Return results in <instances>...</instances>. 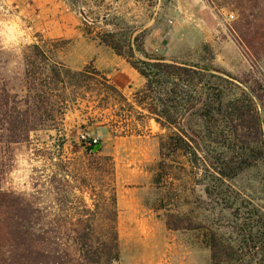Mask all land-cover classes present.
Instances as JSON below:
<instances>
[{
  "label": "trees",
  "instance_id": "1",
  "mask_svg": "<svg viewBox=\"0 0 264 264\" xmlns=\"http://www.w3.org/2000/svg\"><path fill=\"white\" fill-rule=\"evenodd\" d=\"M67 1L74 10L88 7L87 17L103 8L109 12L111 6L107 0ZM235 1V38L252 62H259L264 59V0L250 7L245 0ZM82 26L86 38L123 58L144 85L127 98L96 68L70 69L55 61L47 47L59 41L26 47L16 72H8V61L0 57V264L120 263L114 159L102 147L93 152L99 142L83 145L82 152L71 156L64 152L65 118L81 102L102 110L120 105L121 113L106 118L113 138L141 136L151 121L164 132L153 184L161 191L155 209L166 211L168 230L196 234L209 250L211 264L240 262L245 249L264 263V221H256L260 228L254 238L235 248L212 220L194 216L196 209L233 206L237 193L232 182L264 164L259 112L264 73L255 70L242 80L211 66L169 62L146 51L144 33L99 28L96 20L90 24L83 19ZM40 131L57 133L54 144L37 149L51 174L42 170L36 194L4 189L12 148L29 143ZM178 180L192 187L187 191L202 189L198 199L204 207L193 210L185 201L180 206L189 210L182 211L176 203L185 190L172 188ZM46 191L54 196L53 204L42 202Z\"/></svg>",
  "mask_w": 264,
  "mask_h": 264
},
{
  "label": "rangeland",
  "instance_id": "2",
  "mask_svg": "<svg viewBox=\"0 0 264 264\" xmlns=\"http://www.w3.org/2000/svg\"><path fill=\"white\" fill-rule=\"evenodd\" d=\"M245 1L249 7L257 2ZM107 3L111 4L109 12L103 8L97 15L87 17L88 7L74 10L67 0H0V57L8 61L7 71L21 68L26 47L59 41L47 45L55 61L75 71L86 67L101 71L97 68L98 60L103 67L121 71L124 82L129 83L124 95L131 98L143 87L144 79L111 49L84 36L85 19L90 24L96 20L99 28L131 31L134 36L144 33L146 51L169 62L211 66L242 80L255 70L264 73V59L253 63L235 38L234 28L239 20L235 0H107ZM140 84L143 85L137 89ZM88 106L81 102L67 114L64 152L66 156L80 153L83 145H88L83 137L94 138L102 145V152L114 159L119 264H211L210 252L196 234L168 230L166 211L155 209L161 191L153 184V177L159 161V135L164 132L151 121L141 129V136L113 138L106 118L121 113L120 105H109L103 110ZM259 112L264 128L263 106ZM101 114L104 120L100 119ZM56 139L55 131H40L32 134L29 143L14 146L10 156L12 168L2 184L4 189L36 194L42 170L51 174L43 167L37 149L43 143L54 144ZM232 186L237 193L235 204L230 208L208 207L211 211L196 209L201 206L200 187H195V192L187 191L185 187H192L178 180L172 188L185 190L176 204L189 201L191 208L196 209L197 221L212 220L217 232L238 248L259 232L256 221H264V164L241 174ZM53 198L47 191L41 196L47 205L53 204ZM180 207L184 212L188 209ZM251 252L245 249L241 261L233 264H264Z\"/></svg>",
  "mask_w": 264,
  "mask_h": 264
},
{
  "label": "crops",
  "instance_id": "3",
  "mask_svg": "<svg viewBox=\"0 0 264 264\" xmlns=\"http://www.w3.org/2000/svg\"><path fill=\"white\" fill-rule=\"evenodd\" d=\"M97 61L98 60H96V63H98L97 64V68L100 69L103 73H105V75H107V78L110 79V81L113 83V85L115 87H117L120 91L125 93V91L129 88L127 86L129 83L128 82H124V81H126V80L123 79L124 73H122L121 71H113V70L110 69V67L109 68L108 67H103ZM142 85L140 84L137 87V89L140 88Z\"/></svg>",
  "mask_w": 264,
  "mask_h": 264
},
{
  "label": "built area",
  "instance_id": "4",
  "mask_svg": "<svg viewBox=\"0 0 264 264\" xmlns=\"http://www.w3.org/2000/svg\"><path fill=\"white\" fill-rule=\"evenodd\" d=\"M83 139L87 141V144H88V145H90L91 143H92V144H96V143L98 142V140H96V139H94V138H92V139L89 140V139L83 137Z\"/></svg>",
  "mask_w": 264,
  "mask_h": 264
},
{
  "label": "water",
  "instance_id": "5",
  "mask_svg": "<svg viewBox=\"0 0 264 264\" xmlns=\"http://www.w3.org/2000/svg\"><path fill=\"white\" fill-rule=\"evenodd\" d=\"M102 145L101 144H97L94 146L93 148V152H98L101 149Z\"/></svg>",
  "mask_w": 264,
  "mask_h": 264
}]
</instances>
